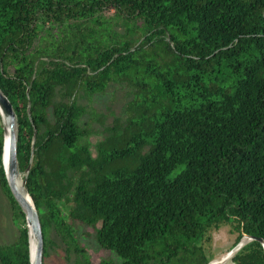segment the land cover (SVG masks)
I'll return each instance as SVG.
<instances>
[{
	"label": "trees",
	"instance_id": "1",
	"mask_svg": "<svg viewBox=\"0 0 264 264\" xmlns=\"http://www.w3.org/2000/svg\"><path fill=\"white\" fill-rule=\"evenodd\" d=\"M111 81L127 99L92 152L79 98ZM0 91L42 255L54 235L92 264L76 221L119 259L99 264H208L225 223L249 237L229 264H264V0H0ZM2 144L0 123L21 219L0 264H29Z\"/></svg>",
	"mask_w": 264,
	"mask_h": 264
},
{
	"label": "rangeland",
	"instance_id": "2",
	"mask_svg": "<svg viewBox=\"0 0 264 264\" xmlns=\"http://www.w3.org/2000/svg\"><path fill=\"white\" fill-rule=\"evenodd\" d=\"M45 27L46 25H44ZM126 99L127 85L118 81H111L102 91L93 93L89 101L84 97L79 98L81 103L90 105V111L86 114V119L88 120V130L90 132L87 138L92 152H94V142L102 136L105 127L112 122L113 116L122 114L123 103ZM0 123L2 124L1 117ZM19 174L21 179V173ZM62 212L65 214L64 208ZM20 222L21 219L15 216L11 205L0 189V242L12 240ZM74 229L80 245L86 250V254L92 264H99L101 258H111L114 262H118L119 259L113 252L100 247L91 236L83 233V231L91 230L89 226L75 221ZM211 235V247L206 252L207 256H209L208 262L212 260L210 263L214 262L213 264H229V256L234 252V249L231 252L230 250L235 245L233 244L235 233L229 229L228 224L224 223L213 230ZM51 237L53 242L46 253L42 255L41 251V264H65L60 241L54 235H51ZM247 239V236H242V242Z\"/></svg>",
	"mask_w": 264,
	"mask_h": 264
},
{
	"label": "water",
	"instance_id": "3",
	"mask_svg": "<svg viewBox=\"0 0 264 264\" xmlns=\"http://www.w3.org/2000/svg\"><path fill=\"white\" fill-rule=\"evenodd\" d=\"M0 110H1L0 117L3 116L4 120L8 122L9 129H10L9 141H8V145H7V149H6L7 159H6V173L4 172L5 178H6L8 187H9L13 197L15 198L17 203L20 205L22 211L24 212V219L26 222V226L28 227V235H30V233H31L32 237L34 239V253H33L32 258H30V253H29V264H41L42 237H41V231H40L37 213L33 207L32 202H30V205H29L23 201L21 194L13 186V182H12L14 176L16 174L20 173L17 170L16 157H15V132H14L15 117H14V112H13V109L11 107L10 102L1 93V91H0ZM2 127H3V144H2L1 162H3V151H4L3 120H2ZM2 167H3V165H2ZM21 183H22V187H24V178L21 179ZM256 239L261 241V239L259 237H257ZM28 241H29V239H28ZM240 244H241V242L236 243L233 247L234 250L236 248H238L240 246ZM261 244H262L263 251H264V242L261 241Z\"/></svg>",
	"mask_w": 264,
	"mask_h": 264
},
{
	"label": "bare ground",
	"instance_id": "4",
	"mask_svg": "<svg viewBox=\"0 0 264 264\" xmlns=\"http://www.w3.org/2000/svg\"><path fill=\"white\" fill-rule=\"evenodd\" d=\"M1 112V110H0ZM2 114V113H1ZM2 120H3V126H4V151H3V168L5 170V173H6V149H7V145H8V141H9V132H10V129H9V125H8V122L4 120L3 116L1 117ZM13 186L19 191V193L21 194V197L23 199V201L26 203V204H29L30 205V199L24 189V187H22V183H21V179H20V174H16L13 178ZM29 243H30V258L33 257V253H34V239L32 237V234L30 233L29 235ZM234 249V248H233ZM231 249L230 252L233 250ZM229 252V253H230ZM210 263V262H209ZM208 263V264H209ZM214 262L210 263V264H213Z\"/></svg>",
	"mask_w": 264,
	"mask_h": 264
}]
</instances>
